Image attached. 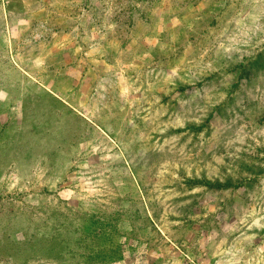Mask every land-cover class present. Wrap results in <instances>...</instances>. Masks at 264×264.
<instances>
[{
  "label": "rangeland",
  "instance_id": "obj_1",
  "mask_svg": "<svg viewBox=\"0 0 264 264\" xmlns=\"http://www.w3.org/2000/svg\"><path fill=\"white\" fill-rule=\"evenodd\" d=\"M0 264H264V0H0Z\"/></svg>",
  "mask_w": 264,
  "mask_h": 264
}]
</instances>
